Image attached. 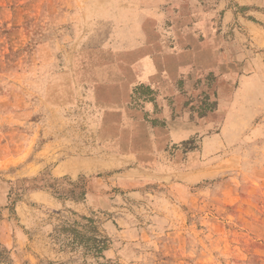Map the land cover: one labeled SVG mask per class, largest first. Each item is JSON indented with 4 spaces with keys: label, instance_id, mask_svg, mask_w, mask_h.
Here are the masks:
<instances>
[{
    "label": "rangeland",
    "instance_id": "rangeland-1",
    "mask_svg": "<svg viewBox=\"0 0 264 264\" xmlns=\"http://www.w3.org/2000/svg\"><path fill=\"white\" fill-rule=\"evenodd\" d=\"M119 3L131 17L132 0H0V264H264V0L158 11L162 32L200 44L181 108L216 139L134 180L104 154L88 90L114 66ZM89 157L102 168L75 171Z\"/></svg>",
    "mask_w": 264,
    "mask_h": 264
},
{
    "label": "crops",
    "instance_id": "crops-1",
    "mask_svg": "<svg viewBox=\"0 0 264 264\" xmlns=\"http://www.w3.org/2000/svg\"><path fill=\"white\" fill-rule=\"evenodd\" d=\"M168 2L171 0H132L131 17L123 14L127 6L118 4L121 11L113 10L106 17L116 31L108 49L114 66L88 87L100 109L96 137L107 139L104 154L132 164L121 175L132 180L151 171L153 155L162 159L169 147L183 146L198 137L200 148L215 146L210 117L200 120L181 108L194 89L201 49L200 44L190 48L179 44L185 35L161 31L157 15ZM191 36L200 42V37ZM103 164V160L89 157L77 162L75 171L91 174Z\"/></svg>",
    "mask_w": 264,
    "mask_h": 264
}]
</instances>
